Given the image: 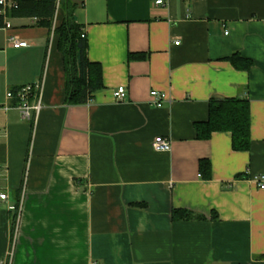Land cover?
<instances>
[{
  "label": "crops",
  "instance_id": "crops-1",
  "mask_svg": "<svg viewBox=\"0 0 264 264\" xmlns=\"http://www.w3.org/2000/svg\"><path fill=\"white\" fill-rule=\"evenodd\" d=\"M156 2L80 0L104 85L84 104L67 103L63 12L52 30L34 17L0 27V101L39 81L43 105L32 121L0 109V189L23 200L15 218L0 199V264H264V0ZM215 96L249 101V150L230 132L197 136ZM160 136L171 150L154 149Z\"/></svg>",
  "mask_w": 264,
  "mask_h": 264
},
{
  "label": "trees",
  "instance_id": "trees-1",
  "mask_svg": "<svg viewBox=\"0 0 264 264\" xmlns=\"http://www.w3.org/2000/svg\"><path fill=\"white\" fill-rule=\"evenodd\" d=\"M59 7L62 8L63 19L54 28V33L58 37V47L64 59L67 103L84 104L104 85L102 68L89 60L87 35L83 36V24L76 20V10L80 7V2L60 0L58 6V0H18V6L10 10L9 17H34L39 26L52 30ZM3 25L4 18L0 15V27ZM228 59L237 68L249 70L253 65L252 60L244 58L240 53H234ZM195 127L197 136L204 139L210 138L213 132H230L235 150H249L251 148L249 101L238 97H212L208 120L197 122ZM200 167L202 177L210 179L212 176L210 160H202ZM15 214L16 218L17 212ZM172 217L174 220H190L195 215L188 210L174 209ZM213 217L216 218L217 214L214 213Z\"/></svg>",
  "mask_w": 264,
  "mask_h": 264
},
{
  "label": "built area",
  "instance_id": "built-area-1",
  "mask_svg": "<svg viewBox=\"0 0 264 264\" xmlns=\"http://www.w3.org/2000/svg\"><path fill=\"white\" fill-rule=\"evenodd\" d=\"M162 2L163 0H157L156 3ZM59 3L60 0H58V6ZM17 6L18 0H0V15H2L4 18V25L2 28H7L10 26L9 12ZM85 35L86 32L84 31L83 36ZM10 40L13 42V45L16 48L25 47L28 45L27 42L22 41L17 37H12ZM176 44H179V42H176ZM152 95L156 98L155 103L157 106H161L162 100L166 98V94L156 90L152 91ZM114 96L119 101L126 99V86H119L114 91ZM42 107V83L39 81L23 85L16 89H8L5 92L3 101H0V109L8 111L10 109L16 108L20 110L23 117L29 121L34 120L37 114H39V112L41 111ZM153 147L155 150L169 151L172 148V142L169 138L160 136L155 138ZM255 181L260 189H264V175L256 176ZM0 199L2 200V202H4L8 210L17 212L18 215L21 213L23 209V200H13L8 190L0 189Z\"/></svg>",
  "mask_w": 264,
  "mask_h": 264
},
{
  "label": "rangeland",
  "instance_id": "rangeland-1",
  "mask_svg": "<svg viewBox=\"0 0 264 264\" xmlns=\"http://www.w3.org/2000/svg\"><path fill=\"white\" fill-rule=\"evenodd\" d=\"M77 2H80V0H77ZM58 11H59L60 15H62V12H63V11H62V8L59 7V8H58ZM76 16H77V15H76ZM14 24H16V23H14Z\"/></svg>",
  "mask_w": 264,
  "mask_h": 264
},
{
  "label": "water",
  "instance_id": "water-1",
  "mask_svg": "<svg viewBox=\"0 0 264 264\" xmlns=\"http://www.w3.org/2000/svg\"><path fill=\"white\" fill-rule=\"evenodd\" d=\"M76 20H78V16H76Z\"/></svg>",
  "mask_w": 264,
  "mask_h": 264
}]
</instances>
